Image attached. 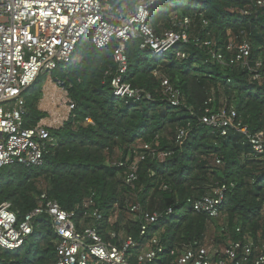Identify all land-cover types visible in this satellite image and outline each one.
Here are the masks:
<instances>
[{"label":"trees","instance_id":"16d2710c","mask_svg":"<svg viewBox=\"0 0 264 264\" xmlns=\"http://www.w3.org/2000/svg\"><path fill=\"white\" fill-rule=\"evenodd\" d=\"M115 5L134 6L139 0H110ZM249 0H164L153 11L151 24L164 35L174 28L173 14L190 16L189 42L180 48L189 55L180 59L174 49L164 57L150 55L135 39L128 44L130 73L127 80L152 96L122 99L114 95L111 76L115 71L113 51L116 42L104 49L96 48L90 39L77 45L74 59L61 64L54 77L62 82L76 107L62 126L51 128L49 143L41 166L13 165L0 171V203L10 201L19 217L33 210L42 192L57 200L67 210L76 209L94 195L105 220L119 200V185L125 183V169L113 164L132 162L145 143L152 151L141 161L136 185L143 187L138 202L143 210L165 212L173 207L175 214L163 216L152 226L161 230L167 250L158 264H170L169 251L208 236L223 243V220H215L189 206L184 215L178 211L188 206V199H198L217 183L236 181L227 194L224 213L229 220L230 235L239 238L235 229L241 226L257 239L264 237V160L253 154L245 138L231 131L221 136L201 123L205 103L224 98L237 107L240 118L255 132L264 134V8H253L250 15L242 10ZM208 25L203 24V20ZM247 38L253 46L251 69L223 67L215 60L205 40L215 41L214 48L226 50L231 41ZM262 61V66L257 62ZM164 75H162V74ZM160 76L170 79L181 90L182 100L173 106L161 92ZM40 78V77H39ZM38 78V79H39ZM41 86L35 85L24 94V126H35L45 113L39 108ZM235 103H232V102ZM92 119L93 123L87 121ZM188 133L180 143V128ZM158 141V144H157ZM171 152L159 158L161 152ZM211 158H220L222 166ZM221 165V164H220ZM8 170V177L5 170ZM166 184L167 189L163 186ZM137 190V189H136ZM135 203V204H137ZM129 211V210H128ZM116 223V229L141 240L138 214ZM124 216V215H123ZM42 228L31 238V246L7 250L0 247V264H52L57 255V239L47 215L38 218ZM114 227V225H113ZM35 242V243H34Z\"/></svg>","mask_w":264,"mask_h":264},{"label":"built area","instance_id":"2783aa9c","mask_svg":"<svg viewBox=\"0 0 264 264\" xmlns=\"http://www.w3.org/2000/svg\"><path fill=\"white\" fill-rule=\"evenodd\" d=\"M163 1L140 0L129 6L126 3L115 5L110 0H0V171L13 165L43 164L47 147L53 140L51 128H58L68 121L76 107L68 90L53 74L61 64L74 59L82 39H90L98 49L116 42L113 51L116 70L106 72L111 76L115 96L137 100L143 96L151 98L150 93L127 80L130 73L128 44L138 39L140 48L153 56L164 57L175 48L180 59L189 57L180 46L189 42L190 16L179 18L175 15L174 28L164 35L158 34L151 24L153 11ZM249 2L242 10L244 15H250L254 7L264 8V0ZM203 24L208 25V21L204 19ZM215 44L212 40L204 41L220 66L252 68L253 46L247 38L229 41L225 51L221 47L215 49ZM257 66L261 67L262 61H258ZM43 74L49 75L48 82L60 89L58 96L49 94L50 101L61 104L66 112L49 120L43 118L27 128L24 126V94L34 88ZM160 86L173 106L181 103L182 92L168 77L160 76ZM87 121L93 123L90 118ZM201 123L221 136H227L231 131L241 134L253 154L264 160V134L253 132L240 118L234 104L223 103L216 107L209 98ZM187 133L188 128H180L176 134L177 142L181 143ZM141 148L130 164L121 160L113 162L125 169V183L132 187L139 177L140 162L149 154H155L152 144L145 143ZM171 154L163 151L159 158L165 159ZM215 162L222 164L220 158ZM236 185V181L217 183L202 197L188 199V205L195 212L213 219L222 218L226 239L217 245L215 239L207 236L204 241L195 240L181 248H173L168 252L170 264H264L263 236L256 239L241 226L235 229L239 238L233 239L230 235L229 220L223 209L227 194ZM163 188L168 186L164 184ZM129 211L138 214L141 240L126 234L123 229L112 228V217L105 220L94 195L76 209L67 210L42 192L37 206L21 218L12 202L3 201L0 203V247L23 249L35 231L42 228L38 218L47 215L57 239L56 260L52 264H158L165 257L167 247L161 230L151 235V229L161 217L175 214V209L169 207L165 212H149L137 203L132 204ZM262 216L264 218V208Z\"/></svg>","mask_w":264,"mask_h":264},{"label":"rangeland","instance_id":"374dc122","mask_svg":"<svg viewBox=\"0 0 264 264\" xmlns=\"http://www.w3.org/2000/svg\"><path fill=\"white\" fill-rule=\"evenodd\" d=\"M140 1V0H139ZM138 1V2H139ZM173 16H175V14H173ZM150 55H152L151 53H150ZM162 74V73H161ZM162 75H164V74H162ZM50 77H49V75H46V74H43V75H41L40 76V78L37 80V82H36V84L37 85H39V86H41V92H39V96L41 97V99H43L44 98V95H43V88H44V86H45V84L48 82V79H49ZM35 84V85H36ZM35 87V86H34ZM34 89V88H33ZM32 89V90H33ZM31 90V91H32ZM32 92H34V90L32 91ZM41 99H40V101H41ZM225 102V99L224 98H221L218 102H217V104L218 105H222L223 103ZM232 103H235L234 101L232 102ZM39 108L45 113V118L47 117V119H45V120H48V119H50L51 117H52V115L54 114V113H56V114H62V113H64L63 111L65 110L63 107H62V105L61 104H57V105H55L54 103H51V102H49L48 104H46V105H43V106H41V105H39ZM49 117V118H48ZM119 155L117 156V158L116 159H114V162H117V161H119L120 159H119ZM211 162H212V164L213 165H217V166H222L223 167V163L220 165V164H217L216 162H214V158H211ZM5 170V176L6 177H8V170H7V168L6 169H4ZM119 200L117 201V203L114 205V211L112 212V214H110V216L112 217V223L114 224V227L112 226V228H115L116 229V223L118 222V223H122V222H124V220H126L125 218H127V217H129V216H131L130 214H129V208H130V206L132 205V204H135V203H137L138 202V198H139V196H140V194H141V192H142V190H143V187L141 186V187H139V185H138V187H137V185L135 184V186L134 187H132V188H127V190L126 189H124V187L122 186V185H119ZM137 189V190H136ZM188 209H189V205L187 206V207H185V208H182V209H180L179 211H178V213H179V215L181 214V215H184V214H186L187 212H188ZM124 215V216H123ZM115 216H117V217H115ZM115 222V223H114ZM215 225L216 224H219L220 223V220L219 219H217V220H215ZM259 237H262L261 235L259 236ZM35 243V242H34ZM30 246H31V240L30 241H28V243L26 244V246L24 247V251H27L29 248H30Z\"/></svg>","mask_w":264,"mask_h":264},{"label":"crops","instance_id":"0c3cea01","mask_svg":"<svg viewBox=\"0 0 264 264\" xmlns=\"http://www.w3.org/2000/svg\"><path fill=\"white\" fill-rule=\"evenodd\" d=\"M50 93H55L57 96L59 95V93H60V89L58 88V87H56L54 84H51V83H49V82H47L46 84H45V86H44V88H43V95H44V98L43 99H41V101H40V105L41 106H43V105H46V104H48L49 102H51L50 101ZM51 103H54L55 105H57L58 104V102H51ZM64 108V107H63ZM64 113L66 112L65 110L63 111ZM64 113H62V114H64ZM53 116H57V114L56 113H54L53 115H52V117ZM51 117V118H52ZM49 118V117H48ZM50 118V119H51ZM44 119H47V117L46 118H44ZM49 120V119H48ZM124 223V222H123ZM124 229V228H123ZM124 231V230H123Z\"/></svg>","mask_w":264,"mask_h":264}]
</instances>
